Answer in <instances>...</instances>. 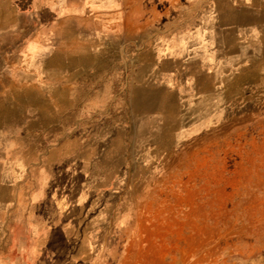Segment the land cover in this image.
Here are the masks:
<instances>
[{
	"label": "rangeland",
	"instance_id": "obj_1",
	"mask_svg": "<svg viewBox=\"0 0 264 264\" xmlns=\"http://www.w3.org/2000/svg\"><path fill=\"white\" fill-rule=\"evenodd\" d=\"M145 2V41L131 0L129 37L114 26L97 40L69 19L64 58L52 41L47 58L19 59L16 48L0 58V84L18 98L38 90L14 239L3 242L35 254L46 244L44 264H121L128 247L145 264H264V75L239 88L223 74L186 75V50L153 40L161 3ZM1 251L16 264L31 255Z\"/></svg>",
	"mask_w": 264,
	"mask_h": 264
},
{
	"label": "crops",
	"instance_id": "obj_2",
	"mask_svg": "<svg viewBox=\"0 0 264 264\" xmlns=\"http://www.w3.org/2000/svg\"><path fill=\"white\" fill-rule=\"evenodd\" d=\"M13 1L16 2L0 0V58H10L15 48L17 50L15 57L19 59L50 57V50L56 48L54 44L51 47V41L59 44L57 49H61L64 58L65 26L69 19H74L75 26L82 27L84 23V27L88 25L91 30L94 29L93 37L97 40L101 39L103 34L108 36L107 28L114 26L127 28L123 36L129 37L131 0H31V12L28 15L20 14L22 18H19L17 6ZM132 1L138 5V39L145 41L146 20L142 18V9L146 2ZM159 2L161 9L159 10L155 4L153 20L149 23V25L153 23V40L168 44L174 54L186 50L189 59L186 75L196 76L197 81L199 75L208 76L209 79L214 76V81L223 74L229 78L233 77L228 83L238 88L246 85L244 80L250 82L253 80L254 84L259 82L260 77L264 75V0H159ZM212 9L215 10L214 14H211ZM27 22L30 23V31L24 32L23 37L18 38L19 28ZM247 32L249 40L245 41L242 36ZM77 34L80 42L81 30ZM4 35L8 36L9 41L2 40L1 36ZM55 56L60 57L59 54ZM207 70L210 72L207 73ZM1 72L2 75L8 73L6 70ZM222 82L225 83L224 80ZM231 88L232 86L226 88L220 86L216 89ZM36 89L37 87L25 88V94H28L29 98H18L13 92L15 90L13 86L0 84V251L3 249L17 252L21 247L26 252L30 250L31 255L27 256L25 264H34L35 260L38 261L36 264H44L50 259L44 254L46 244L39 245L38 247H42L41 253L36 250L35 254L34 245L3 242L6 236L12 235V238L14 236L11 219L15 211L12 207L18 202V180L21 172L27 169L30 161L27 155L30 154L31 148L29 149L26 140L31 135L27 132V121L33 119V93L38 92ZM42 90L48 92L47 87ZM49 102V98L43 99L41 107H49ZM140 219L143 220L139 214V226ZM131 249L130 247L126 249L121 264H145L132 259ZM148 251L150 252V249L145 247L139 249L138 253L143 257ZM154 253L161 258V250ZM5 255L7 254L0 252V264L17 263V258L12 259Z\"/></svg>",
	"mask_w": 264,
	"mask_h": 264
},
{
	"label": "trees",
	"instance_id": "obj_3",
	"mask_svg": "<svg viewBox=\"0 0 264 264\" xmlns=\"http://www.w3.org/2000/svg\"><path fill=\"white\" fill-rule=\"evenodd\" d=\"M23 2H24L23 0H16V2H15V5L17 6V9L19 12V15L24 13L25 8H26L25 4ZM29 24L30 23L27 22L26 25H23V24L21 25V27L19 28V33L17 34L18 38L23 37L24 32H27L26 28L28 27ZM29 27H30V25H29ZM30 29H31V27H30Z\"/></svg>",
	"mask_w": 264,
	"mask_h": 264
},
{
	"label": "bare ground",
	"instance_id": "obj_4",
	"mask_svg": "<svg viewBox=\"0 0 264 264\" xmlns=\"http://www.w3.org/2000/svg\"><path fill=\"white\" fill-rule=\"evenodd\" d=\"M133 108V107H132ZM134 110V109H133Z\"/></svg>",
	"mask_w": 264,
	"mask_h": 264
}]
</instances>
